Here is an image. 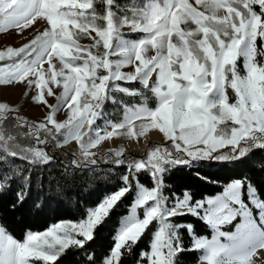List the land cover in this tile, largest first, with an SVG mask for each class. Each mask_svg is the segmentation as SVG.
<instances>
[{
  "label": "snow or ice",
  "instance_id": "1",
  "mask_svg": "<svg viewBox=\"0 0 264 264\" xmlns=\"http://www.w3.org/2000/svg\"><path fill=\"white\" fill-rule=\"evenodd\" d=\"M29 29L31 38L23 35ZM10 30L27 42L0 50V85H23L48 112L36 122L0 102V192L16 183L22 203L32 168L54 162L48 149L70 142L78 148L61 161L66 169L111 164L124 172L116 190L78 220L29 231L23 242L0 225V264H57L69 249L80 251L85 264H124L144 238L147 250L135 253L134 264H180L183 253L196 251L198 264H264V195L251 181L233 180L201 199L166 183L177 168L264 151V0H0V33ZM134 83L140 87L124 86ZM108 102L120 105V120L108 118ZM61 112L63 121L56 118ZM150 129L170 143L127 154L123 146L95 150L112 137L147 140ZM16 161L32 167L25 171ZM128 198L111 247L91 250L97 229ZM185 217L206 224L211 238Z\"/></svg>",
  "mask_w": 264,
  "mask_h": 264
},
{
  "label": "trees",
  "instance_id": "2",
  "mask_svg": "<svg viewBox=\"0 0 264 264\" xmlns=\"http://www.w3.org/2000/svg\"><path fill=\"white\" fill-rule=\"evenodd\" d=\"M139 2L144 3L146 0H139ZM239 65L243 72L242 60L239 61ZM124 86L140 87L138 83ZM229 95L231 100L235 99L231 90H229ZM147 96L148 105L155 108L157 106L156 99L150 93ZM116 99L128 103L142 102L140 97L130 98L122 94H116ZM104 111L109 114L108 118L114 122L122 118L119 104L108 102L104 106ZM76 149L60 148L52 152L49 148L48 150L50 154L54 155L55 161L32 168L31 187L22 203L17 201V190L20 187L18 184L14 183L10 190L0 192V224L14 239L23 242L29 231L44 232L58 222L80 219L87 208L94 206L106 194L115 191L120 185L119 176L123 174L124 169L113 167L111 164H101L98 169L92 171L81 172L79 169H66L61 161H70L71 153ZM64 153H67V156ZM133 154L140 155L138 152ZM16 163L22 164L25 171L32 167L22 161H16ZM200 177H206L207 180L200 179ZM236 179L251 181L264 195V151L256 150L242 161L213 160L201 162L194 169L177 168L166 177V183L177 192L187 188L196 199H201L215 196L223 190L226 184ZM145 182L147 183L146 179ZM58 188L60 191H57ZM130 203L131 198L125 199L111 215V218L97 229L96 239L90 245L91 250L102 253L111 247L113 236L118 230L122 218L128 214ZM185 219L195 224L198 235L211 238L212 232L206 224L193 217H185ZM181 237L185 246L190 245L191 240L186 231L181 230ZM149 239H142L139 247L134 250V255L127 257L124 264H134L135 253L140 249L147 250ZM199 258L198 251L185 252L179 257V261L180 264H198ZM57 264H85V262L80 251L69 249L59 258Z\"/></svg>",
  "mask_w": 264,
  "mask_h": 264
},
{
  "label": "rangeland",
  "instance_id": "3",
  "mask_svg": "<svg viewBox=\"0 0 264 264\" xmlns=\"http://www.w3.org/2000/svg\"><path fill=\"white\" fill-rule=\"evenodd\" d=\"M190 3H194V0H189ZM195 6V5H194ZM203 10V8H201ZM207 14V13H206ZM37 27H40L41 30L43 29V25H37ZM183 27V25H181ZM192 27H195L194 24H192ZM32 30H27L23 35L25 37L31 38ZM27 40L21 39L19 35L15 33V31L10 30L7 33H0V50L6 47H20L23 43H26ZM81 43H91V41L87 39H82ZM54 63H57V67H59L58 61L54 60ZM243 64V61H242ZM47 67V64L44 65ZM131 70V69H126ZM243 74V72H241ZM57 92H59V89H56ZM25 92L28 93L27 96H25ZM34 94L33 91L28 90L23 85L18 84L16 86H5L0 85V102H7L12 106L19 107V114L29 120L39 122L40 120L44 119L46 116L48 109L45 106L38 105L32 100V95ZM50 103H55L54 98H49ZM157 104V101H155ZM149 106V105H148ZM150 107V106H149ZM58 120L63 121L66 119V114L64 112L57 113ZM110 119V118H109ZM111 120V119H110ZM114 122V121H113ZM98 124H102L103 121H97ZM114 139V143L112 145H98L97 149L95 150H109V149H115L118 147L123 146L126 149V152L133 151L134 149H143V147H146L145 145L136 146V147H125L123 144L126 142L128 138H122V137H112L108 140ZM170 142L166 141L164 136L161 139L154 140V142L149 145L150 147L154 144H163L166 145ZM143 146V147H142ZM148 146V147H149ZM61 148H78V145L75 142H70L68 145L62 146ZM139 153V152H138ZM140 154V153H139ZM139 214L143 215V210H139ZM238 222V221H236ZM235 223V222H234ZM1 225V224H0ZM210 229V228H209ZM211 230V229H210ZM224 231H234V226H225L223 228ZM201 255V253L199 252ZM257 259V258H255ZM257 264H260V261L257 260Z\"/></svg>",
  "mask_w": 264,
  "mask_h": 264
},
{
  "label": "bare ground",
  "instance_id": "4",
  "mask_svg": "<svg viewBox=\"0 0 264 264\" xmlns=\"http://www.w3.org/2000/svg\"><path fill=\"white\" fill-rule=\"evenodd\" d=\"M147 137L148 139L145 140L144 138H139V141L137 142V140L135 139H127L126 142H124L123 144L125 145V147H136V146H141V145H145L148 146L151 143L154 142V140L157 139H161L163 137V134L160 133L158 130L156 129H150L149 132L147 133ZM114 139L111 140H105L103 141L101 144L102 145H112L114 142ZM256 257H254L255 259Z\"/></svg>",
  "mask_w": 264,
  "mask_h": 264
},
{
  "label": "water",
  "instance_id": "5",
  "mask_svg": "<svg viewBox=\"0 0 264 264\" xmlns=\"http://www.w3.org/2000/svg\"><path fill=\"white\" fill-rule=\"evenodd\" d=\"M143 147V146H142Z\"/></svg>",
  "mask_w": 264,
  "mask_h": 264
}]
</instances>
